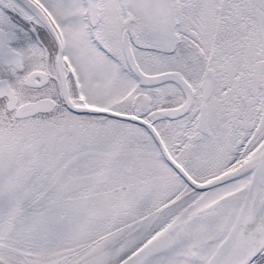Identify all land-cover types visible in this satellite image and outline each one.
<instances>
[{"label":"snow or ice","instance_id":"1","mask_svg":"<svg viewBox=\"0 0 264 264\" xmlns=\"http://www.w3.org/2000/svg\"><path fill=\"white\" fill-rule=\"evenodd\" d=\"M0 264H264V0H0Z\"/></svg>","mask_w":264,"mask_h":264}]
</instances>
